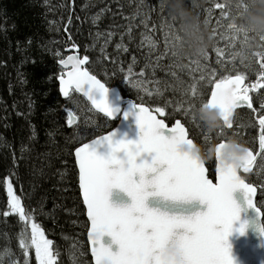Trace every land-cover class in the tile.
Masks as SVG:
<instances>
[{
	"label": "trees",
	"instance_id": "trees-1",
	"mask_svg": "<svg viewBox=\"0 0 264 264\" xmlns=\"http://www.w3.org/2000/svg\"><path fill=\"white\" fill-rule=\"evenodd\" d=\"M173 2L167 0L169 4ZM160 3L161 0H0V264L22 259L18 247L22 224L12 214L3 215L7 210L4 178L8 176L26 208L35 210V219L53 241V250L59 252L57 264H92L74 152L81 142L112 130L116 122L94 112L78 94L72 93L67 101L62 99L59 60L69 55L66 50L73 44L82 57L88 55V70L108 86L121 89L125 98L143 97L146 105L153 108L165 99L173 101L166 108L172 115L165 120L173 124L180 119L189 138L205 151L231 139L242 143L232 132L237 118L231 132L221 133L219 128L210 131L198 102L189 116L175 103L190 98V91L188 96L183 93L189 85L196 84L200 90L202 83L197 84V75L217 59L212 48L220 36L212 38L204 48L206 60L203 54L193 55L190 47L197 35L207 40L206 20L213 23L221 19L220 10H214L216 0H182V4L196 5L195 9H185L197 18L191 42L179 20L171 32L160 27L161 17L166 15L160 11ZM226 11L232 15L231 10ZM249 40L245 48L251 47L252 37ZM255 40L258 42L257 37ZM129 68L131 83L124 81ZM236 73L241 72L228 71L225 75ZM137 78L151 96L133 87ZM157 92L161 95L157 96ZM203 93L207 98L205 85ZM183 107L187 108V104ZM69 111L77 118L73 126L68 124ZM204 164L210 178H214L215 154L208 155ZM248 179L258 191L264 185V158ZM260 195L259 191L257 203ZM28 264H35L34 252Z\"/></svg>",
	"mask_w": 264,
	"mask_h": 264
},
{
	"label": "snow or ice",
	"instance_id": "snow-or-ice-1",
	"mask_svg": "<svg viewBox=\"0 0 264 264\" xmlns=\"http://www.w3.org/2000/svg\"><path fill=\"white\" fill-rule=\"evenodd\" d=\"M188 7L195 9L196 5L181 4L176 10L167 0H161L160 11L166 15L161 17L160 27L171 32L177 20L182 24L179 11ZM252 7V0L234 6L214 4L220 10V17L227 18V29L234 36H242L245 44L250 37L264 42V32L246 26L244 16ZM226 9L231 10V16ZM216 23L219 26L220 20ZM72 48L78 46L73 44ZM261 48L264 49V44ZM217 54L222 53L217 50ZM203 56L206 60L207 54ZM253 56L258 57L259 64L254 82L246 83L243 73L217 76L215 69L204 66L199 81L210 86L207 98L203 85L198 91L196 84H192L183 89L184 96L190 91V98L175 102L185 116L195 110L197 102L200 110L219 109L223 121L218 127L221 133L225 127H233L235 109L246 105L256 114L261 151L254 153L246 146L241 162L229 165L221 159V150L227 143H219L215 147L214 178H210L204 159L195 151L197 144L189 138L185 124L175 119L169 127L165 119L159 118L165 116L173 101L165 99L162 105L153 108L146 105L143 97L125 98L121 89L101 82L83 67L89 61L88 55L82 58L68 55L59 60L61 94L69 97L71 91L82 92L95 110L120 121L114 130L81 142L74 152L88 221L87 239L95 264H235L228 237L242 209L234 193L242 192L247 207L264 216V185L259 187L261 195L257 203L258 187L248 179L257 155H264V102L257 112L249 95L264 89V50ZM196 63L199 65V61ZM69 67L71 70L65 71ZM128 72L124 81L131 83L132 69ZM137 80L133 84L137 92L146 91L143 82ZM146 95L152 93L146 91ZM185 104L187 108L183 107ZM73 123L74 117L69 113L68 124ZM204 139L207 141L208 137ZM211 149L205 152L210 154ZM4 185L7 210L3 215L12 214L22 224L18 240L22 259H14L12 264H28L32 252L35 264H57L59 252L53 250V241L35 219V210L26 208L10 176L4 178ZM240 232L243 234V226ZM261 233L264 234V229ZM169 248L175 251L169 253Z\"/></svg>",
	"mask_w": 264,
	"mask_h": 264
},
{
	"label": "water",
	"instance_id": "water-1",
	"mask_svg": "<svg viewBox=\"0 0 264 264\" xmlns=\"http://www.w3.org/2000/svg\"><path fill=\"white\" fill-rule=\"evenodd\" d=\"M66 52L69 53V55H78L82 58L81 53L78 48L76 49L70 48L66 50ZM87 64L84 65L83 67L87 68ZM69 70H71L70 67L68 69H65V71H69ZM58 83H59V92H60V82L58 81ZM72 93L78 94L80 97L84 98L94 112L104 116L103 113L98 112L92 107L90 101H88L87 97L84 96L82 92L71 91L69 97L63 96L61 92H60V95L64 101H67L70 98ZM243 108H247V106L245 105V106L235 109L233 113V117L237 111ZM69 113H71L72 116L74 117V123L70 125V126H73L74 124H76L77 118L74 116V114L71 111H69L68 114ZM233 117H232V120H233ZM109 120L112 122H116V125L112 130H114L116 127L120 125L119 119H115V120L109 119ZM225 143H228V142H225ZM260 151L261 150L258 149V151L254 153H259ZM263 156L264 155H257V159L253 164L252 173L255 171L259 161L262 159ZM215 160H216V157H215ZM77 170H78V166H77ZM252 173H250L249 175H251ZM258 193L259 191L257 192V197H258ZM257 197H256V200H257ZM234 198L241 205V209H242L239 219L235 222L234 230L228 237V243L230 245L231 255L235 261V264H264V234L261 233V229H264L263 216L258 215L254 209H249L247 207L246 202L244 200V195L242 192L238 191L237 193H234ZM81 199H82V194H81ZM85 211H86V208H85ZM86 218H87V215H86ZM241 226L244 227L243 234H241L240 232ZM107 239L108 238H105V242H107ZM88 245H89V250H90V257L92 259V264H95L94 259L91 255V246L89 242H88Z\"/></svg>",
	"mask_w": 264,
	"mask_h": 264
},
{
	"label": "clouds",
	"instance_id": "clouds-1",
	"mask_svg": "<svg viewBox=\"0 0 264 264\" xmlns=\"http://www.w3.org/2000/svg\"><path fill=\"white\" fill-rule=\"evenodd\" d=\"M181 4L182 0H174L172 7L173 9L179 10ZM252 4L253 7L250 8L244 16L246 26L251 30L264 32V0H252ZM179 15L183 18L181 28L191 42L194 30L197 29V18L186 10L179 11ZM210 40V37L205 40L203 35H197L196 42L190 43L191 53L193 55L203 54L204 48ZM252 42V46H257L259 44V42L255 40V37H252ZM200 115L203 117L210 131L220 127L223 123L222 114L219 109L203 108L200 110ZM195 151L201 155L202 159L207 158L210 154H215V148H212L211 153L207 154L202 146H197ZM245 154L246 146L238 139H231L221 150V159L225 164L238 165ZM174 251V248L168 249L169 253Z\"/></svg>",
	"mask_w": 264,
	"mask_h": 264
},
{
	"label": "rangeland",
	"instance_id": "rangeland-1",
	"mask_svg": "<svg viewBox=\"0 0 264 264\" xmlns=\"http://www.w3.org/2000/svg\"><path fill=\"white\" fill-rule=\"evenodd\" d=\"M247 1V0H246ZM237 2H245L243 0H216V3H226L235 5ZM200 5V2H199ZM216 10V9H214ZM213 16V14H212ZM219 18V17H218ZM227 18L220 19V25L218 26L217 23L213 20V23H206L204 32L206 33V37L217 38L215 41V48H212L217 56V59L211 61L208 69H215L216 75L226 74L228 71L232 72H240L243 71L247 73L249 76H253L254 74L258 73V68H250L245 64H239L240 60L248 61L249 57L252 56L254 52L261 47V41L258 42L257 46H252L249 48H245L247 44L244 43L242 36H234L226 27ZM215 25V26H214ZM213 29H215V34H213ZM250 42V40L248 41ZM264 44V42H263ZM250 46V45H248ZM217 50H219L221 55L217 54ZM68 56V55H67ZM253 58V57H252ZM256 64V61H253ZM217 67V70H216ZM199 68L197 67V71ZM206 74V73H205ZM200 75H197V81H199ZM206 86V89L210 87L203 81H199L198 85ZM264 158V157H263Z\"/></svg>",
	"mask_w": 264,
	"mask_h": 264
},
{
	"label": "flooded vegetation",
	"instance_id": "flooded-vegetation-1",
	"mask_svg": "<svg viewBox=\"0 0 264 264\" xmlns=\"http://www.w3.org/2000/svg\"><path fill=\"white\" fill-rule=\"evenodd\" d=\"M262 50H264V49L259 47L256 52H259ZM256 52H254V53H256ZM253 54L251 57H249L248 61L240 60L239 64H245L250 68H258L259 69V64L258 63L255 64V62H253V61L258 60V57H254ZM240 72L245 74V76L247 77V79L245 81L246 83L254 82L256 77H257V74H258V73H256L253 76H249L247 73H245L241 70H240ZM249 95L252 97L253 108L257 109V112H260L261 111L260 104L262 102H264V89L255 90V91L249 93ZM255 115L256 114L253 113L252 110L248 109V108H243V109L237 111L233 117V126H234L235 120L237 118L236 129H235V131H232V132H236L235 134L240 137L242 143H244L245 146H247V147H251L253 152H257L259 149V143H258L259 133H258V127L255 125ZM168 117H169L168 111L165 110V116L159 117V118H161V119L167 118L168 119ZM165 123H167L169 125V127L172 126V124H169L166 120H165ZM232 129H233V127L231 129H227L225 127L224 131L226 130L225 132H231ZM223 142H228V141H223Z\"/></svg>",
	"mask_w": 264,
	"mask_h": 264
},
{
	"label": "bare ground",
	"instance_id": "bare-ground-1",
	"mask_svg": "<svg viewBox=\"0 0 264 264\" xmlns=\"http://www.w3.org/2000/svg\"><path fill=\"white\" fill-rule=\"evenodd\" d=\"M62 68V67H61Z\"/></svg>",
	"mask_w": 264,
	"mask_h": 264
}]
</instances>
